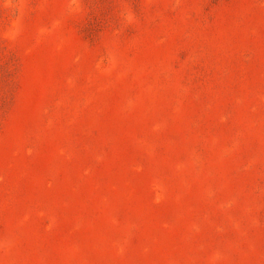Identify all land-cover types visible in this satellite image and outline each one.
Listing matches in <instances>:
<instances>
[{"label":"rangeland","instance_id":"obj_1","mask_svg":"<svg viewBox=\"0 0 264 264\" xmlns=\"http://www.w3.org/2000/svg\"><path fill=\"white\" fill-rule=\"evenodd\" d=\"M0 264H264V0H0Z\"/></svg>","mask_w":264,"mask_h":264}]
</instances>
